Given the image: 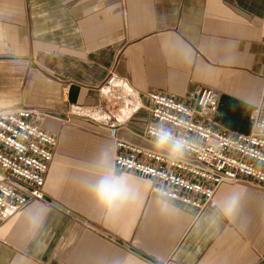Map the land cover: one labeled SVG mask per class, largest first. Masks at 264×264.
<instances>
[{
    "label": "crops",
    "instance_id": "0c3cea01",
    "mask_svg": "<svg viewBox=\"0 0 264 264\" xmlns=\"http://www.w3.org/2000/svg\"><path fill=\"white\" fill-rule=\"evenodd\" d=\"M112 68L119 81L100 88ZM263 74L264 0H0V107L40 108L49 114L41 125L58 137L42 196L0 224V264H264L258 185L223 182L216 207L201 210L166 196L180 213L164 217L154 205L160 193L134 172L126 171L141 198L113 216L79 183L101 150L114 158L106 121L155 149L144 135L148 92L185 98L211 88V125L247 133ZM234 192L236 221L210 226Z\"/></svg>",
    "mask_w": 264,
    "mask_h": 264
},
{
    "label": "built area",
    "instance_id": "2783aa9c",
    "mask_svg": "<svg viewBox=\"0 0 264 264\" xmlns=\"http://www.w3.org/2000/svg\"><path fill=\"white\" fill-rule=\"evenodd\" d=\"M112 68L100 83L110 88L120 79ZM149 128L162 125L185 138L179 158L118 136L119 122L106 121L118 167L152 182V191L198 209L214 208V193L223 182L243 181L264 188V74L261 98L250 114L251 129L233 133L211 125L218 94L199 87L178 98L150 91ZM49 114L30 106L0 107V224L42 196L45 175L54 155L57 134L41 125ZM160 264H182L170 258Z\"/></svg>",
    "mask_w": 264,
    "mask_h": 264
},
{
    "label": "clouds",
    "instance_id": "9594fccd",
    "mask_svg": "<svg viewBox=\"0 0 264 264\" xmlns=\"http://www.w3.org/2000/svg\"><path fill=\"white\" fill-rule=\"evenodd\" d=\"M149 133L154 138V147L157 151L167 152L176 159H179L189 146L185 138L174 135L161 124L150 126ZM95 168L93 174L79 177V183L106 216L116 215L125 205L140 200L141 191L134 178L123 168L118 167L106 150L98 153ZM154 205L157 212L164 217L180 213V209L164 194L157 195ZM241 207V194L231 193L217 205V211L208 217L209 225L218 228L221 220L235 222ZM38 226L34 224L33 228Z\"/></svg>",
    "mask_w": 264,
    "mask_h": 264
}]
</instances>
